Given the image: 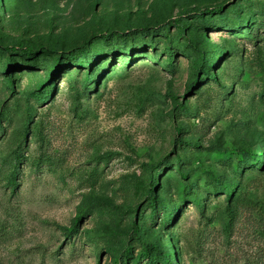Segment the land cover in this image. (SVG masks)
Here are the masks:
<instances>
[{
	"label": "rangeland",
	"instance_id": "rangeland-1",
	"mask_svg": "<svg viewBox=\"0 0 264 264\" xmlns=\"http://www.w3.org/2000/svg\"><path fill=\"white\" fill-rule=\"evenodd\" d=\"M155 250L264 264V0H0V264Z\"/></svg>",
	"mask_w": 264,
	"mask_h": 264
},
{
	"label": "trees",
	"instance_id": "trees-1",
	"mask_svg": "<svg viewBox=\"0 0 264 264\" xmlns=\"http://www.w3.org/2000/svg\"><path fill=\"white\" fill-rule=\"evenodd\" d=\"M203 9H204V10H208L209 12H211V11L216 10V7H212V8H203ZM17 48H19V49H21V50H24V51H29V52H32V51L34 50V48H32V47L24 46V45H18ZM44 88L47 89V90L50 92V89H51V85H50V83H45ZM252 156H253V158H254L255 160H259L260 162L262 161L260 155L254 154V155H252ZM221 187H222V189L224 190V192L227 193V195H230V193H231V191H232L230 185L225 184V183H224V184L222 183ZM77 222H78V221L76 220V223H74V225H73V227H72L73 229H75V226L77 225ZM73 229H72V230H73ZM70 230H71V229H70ZM72 230H71V231H72ZM71 231H70V232H71ZM157 252L161 255V258H162V260L164 261L163 264H178V262L176 261V259L171 258L170 255H168V254H166V253H161V252H159V250H155V253H157ZM144 254L147 255V258L150 259V262H151V263L154 261L152 255H151V251H150V249H149L148 247H144Z\"/></svg>",
	"mask_w": 264,
	"mask_h": 264
}]
</instances>
